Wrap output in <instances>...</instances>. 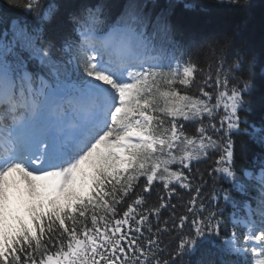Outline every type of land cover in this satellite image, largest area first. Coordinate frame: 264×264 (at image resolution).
I'll use <instances>...</instances> for the list:
<instances>
[{"label": "snow or ice", "instance_id": "6c2138e0", "mask_svg": "<svg viewBox=\"0 0 264 264\" xmlns=\"http://www.w3.org/2000/svg\"><path fill=\"white\" fill-rule=\"evenodd\" d=\"M107 7L119 15L104 31L101 6L0 0V264H185L197 254L195 264H264V158L258 177L245 172L258 218L245 205L227 236L223 209L193 186L194 162L222 150L213 173L244 190L231 134L246 123L249 84L240 54L229 61L232 38L214 39L201 67L196 45L175 55L167 13L152 23L141 0ZM56 19L63 57L45 43ZM249 135L264 147V125ZM178 189L194 192L179 216ZM173 232L170 251L161 237Z\"/></svg>", "mask_w": 264, "mask_h": 264}, {"label": "trees", "instance_id": "16d2710c", "mask_svg": "<svg viewBox=\"0 0 264 264\" xmlns=\"http://www.w3.org/2000/svg\"><path fill=\"white\" fill-rule=\"evenodd\" d=\"M62 2L63 0H45V3L60 4ZM77 2L101 6L104 12L102 19H105V24L102 25V29H104L108 24L114 23L119 15L116 9L107 6L117 3L123 5L127 3V0H77ZM141 2L146 5L145 11L152 18V23H155L156 16L162 12L169 15L172 24L178 29L176 39L182 45L176 51L177 56H180L182 52L191 51L190 45H196V50L200 54L199 56L193 55V59H198L200 66L205 67V59L210 58L208 45L214 39L219 40L228 35L233 41L229 50V61L234 58L237 52L245 60L243 70L237 75L249 84L248 95L245 97L248 103L245 105V110L240 112L242 120L246 123H241V131L231 134V136L234 141L236 174L241 178L240 181L246 184L247 195L245 197L254 201L258 186H249L257 185V182L248 180L244 173L247 169L256 170L259 167V158H264V147L256 143L249 135L252 132V126L264 125V74L261 71L264 68V0H240L239 5L228 4L225 0H141ZM185 5H193V7H185ZM122 10L121 8L119 11ZM18 15L22 16L23 13H18ZM60 32L59 19L53 20L45 28V43L51 41L56 45L54 51L57 57L64 56V53L59 51L62 44ZM185 58L187 57L185 56ZM39 67V60L34 58L32 68ZM194 93L195 89L189 94ZM196 127L198 125L186 124V131L189 135H194ZM213 138L217 137L213 136ZM220 154H222V150L210 151L207 158H202L198 163L194 162L193 186L200 185L202 187L201 197L207 205L218 204L223 209L224 218L229 221L228 229H230L231 206L230 202L223 199L224 192L222 190H227L237 203L242 204L245 200L244 196L233 188V181L219 173H213V169L217 167L215 161ZM201 176L203 180L200 179ZM155 187L157 192L161 191V186L156 184ZM178 191L183 199L171 201L177 205V216L184 214L186 211L184 206L194 195V192L190 193L188 190L178 189ZM213 196L218 199L214 200ZM153 200H155V195H153ZM162 214V218L167 219L171 213L162 210ZM187 230L186 226L185 231ZM229 233L230 231H222L221 235L227 236ZM161 239L165 244L171 245L170 251L179 243L177 232L163 235ZM198 258L199 254L191 257L186 256L184 261L187 264L191 260L192 264H195ZM225 259L229 264L236 260L235 256H227Z\"/></svg>", "mask_w": 264, "mask_h": 264}, {"label": "rangeland", "instance_id": "374dc122", "mask_svg": "<svg viewBox=\"0 0 264 264\" xmlns=\"http://www.w3.org/2000/svg\"><path fill=\"white\" fill-rule=\"evenodd\" d=\"M177 57H178V56H177ZM69 87H71V84H69ZM258 176H259V173H258L257 177H258ZM246 177H247L248 179H251V177H249V176H247V175H246ZM238 183H239L240 185H244V190L242 191L241 188L238 187L236 183H233V187L236 188L235 190H237L238 192H240L241 194H243V196L247 195L246 184L243 183V182L240 181V180H239ZM246 201H247V197H246ZM249 202H251V201H247V204H246V205H249ZM257 202L259 203V199H258ZM237 205H238V204H237ZM230 206H231V212H230V215H229V220H230L231 217H233V214H234V213L239 214V213H241V210H243V208H242L240 205H238L237 207L234 208V207H233V204H232L231 202H230ZM244 209L248 212V208H247V207H244ZM256 218H258V208H257V216H256ZM232 227H233V225H232ZM232 227L229 229V231H231ZM237 232L240 234L238 228H237ZM235 259H237L236 256H235Z\"/></svg>", "mask_w": 264, "mask_h": 264}]
</instances>
